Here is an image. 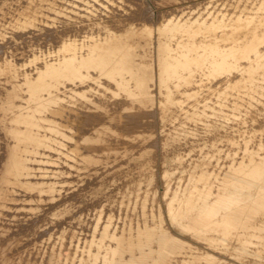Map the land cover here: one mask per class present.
<instances>
[{
	"label": "bare ground",
	"instance_id": "bare-ground-1",
	"mask_svg": "<svg viewBox=\"0 0 264 264\" xmlns=\"http://www.w3.org/2000/svg\"><path fill=\"white\" fill-rule=\"evenodd\" d=\"M35 1H37V0H35ZM80 1H83L84 4L79 5V4H81L80 2H78V3L75 2L74 4L78 8L84 7L85 10L84 11L78 10L76 8L77 13H78V11H80V13H79L80 16L75 17V20L77 22H75L74 26H72L73 27L72 30H74L76 33L70 31V33L72 32V35H68L66 31L69 32V30L71 28L69 27V29L66 30L67 29V25H66V29L64 30L66 32V35L63 34V38L61 40L62 46L59 48L58 51L55 50L56 51L55 52L56 57H54L50 60L46 58L44 65L43 66L40 65L36 69V71H37L36 77H29L28 75L25 76V81L28 84L29 83L32 84V88L30 87V90H29L32 92V96H31V98H29L30 101H35V102H37V104H45L46 102H49V101H52L54 103L59 102L58 100H61V97H59L57 95H55L53 97V95H52L53 93L56 92L55 89L59 90V92H61V93L72 94V92L73 93L77 92L76 85H78L79 82L85 83V81H87L88 79H91V80L95 81L96 83L103 84V82L101 81L102 77L103 76L107 77L109 80L114 81L115 84H117L118 86L120 85L122 88L126 89L130 93V95L134 98L135 101L136 100L142 101L141 99H143V101H145L144 99L147 98V99L151 100L148 103H151L152 105L156 103V106H158V108L161 107L160 111H162V114L159 115V118L157 120L158 122H156L155 124L153 123V120H152L153 117H151L148 112L143 111L142 113L141 112L138 113L137 111H139V109L138 110L136 109L137 111L135 110L136 111L135 112L136 113V117H135L136 119L131 120L130 118H125L126 121H128V119H130V122L128 121L129 123L125 122V126H126L127 131L131 132L136 137L137 136L142 137L143 139L141 138L140 140H144L142 142H144L145 144L146 143H152L149 141H151V139L154 138L155 136H157L158 134L163 135L165 133H168V134H174L175 136H177L178 132H176V131L179 130L178 129L179 126L184 128L187 121L192 122V121H197V120H203L205 118H211L209 116V114H211L212 117H214V118L208 119L206 121L217 122L221 128H225L226 125H229L228 123L232 122L231 125L232 126L234 125L233 128H236L237 127L236 124H239L242 121V119H245V117L247 115H249L253 111L254 108L259 107L258 105H260V104H264V19H262L261 16L254 15V16H256L255 18H252V17L250 18V15L248 13L247 17L246 16L244 17L241 14H238V16H236V17H232L233 14L231 15V17H227L228 16L227 14H225V15L222 14V16H219L221 14H219L218 12H220V11H218L217 13L219 15L217 14L215 17L213 16L214 19L213 20L211 19L212 22L210 21V23H209L210 17H209V20L207 22L205 20H202V17H201V19L196 18L195 20L193 19V17L187 19L188 17L186 14H182L180 16H177V15L176 16L172 15L170 17L167 16L169 18L157 27V30L160 32V35H161L160 39H159L160 44H159V53H158V59H157V62L159 63V67H160V72H159L160 74H159V76H157V79H159V81H160L161 88L166 89V93L163 92L166 95V100L159 101V105H158L157 101H154V99H153L155 95L152 98V96H151L152 93L147 90L148 89V83L151 82L150 81L151 78L153 80V77H154V75L152 77L153 72H151V71L149 72L148 70L143 69L142 67H139L138 65L135 64L136 63L135 61L139 60V59H136V57L138 55L136 53V46H138V45L135 44V41L133 40L134 34L137 33V27H135V25L133 24V22H135L134 20H136V19L133 18L132 24L127 25L128 28L125 29L124 31H122L120 35H117L114 32L112 33V31L110 29V25H108L106 23V21L105 22L103 21L105 18L103 19L102 13H100L96 9H92L90 7H87V4H89L90 1H86V0H80ZM99 1L103 2V0H99ZM111 1L112 0H109V2H111ZM194 1L195 0L191 1L190 4ZM23 2H25V1H23ZM182 3H184V2H182ZM205 3H206V1H205ZM205 3H203L202 5H204ZM220 3H221V1H220ZM197 4H198V2H197ZM137 5H135V7ZM192 5H193V7L194 6L197 7V5H195L193 3H192ZM126 6H125V8H126ZM161 6H164V5L161 4ZM171 6H172V4H171ZM193 7H192V9H193ZM218 7H220V5ZM218 7H217V9H218ZM114 8H115L114 11L118 10L116 7H114ZM139 8L141 9L140 4H139ZM202 8H200V9H202ZM109 9H113V8H111L109 6ZM158 9H160V8H158ZM175 9L176 8H174L173 10H175ZM194 9H196V8H194ZM214 9H216V8H214ZM261 9L264 10V5L261 6ZM129 10H131V9H129ZM129 10H126V11H129ZM134 10L135 9H133V11ZM141 10H142V12H140ZM141 10L139 12L142 14L144 9H141ZM137 11H138V9L135 10L134 13H136ZM223 11H225V10H223ZM230 11L227 10L225 13H227V12L230 13ZM237 11L238 10H236L235 12L239 13ZM116 12L119 14L118 11H116ZM139 12H137V13L139 14ZM108 13L109 12L107 11V14ZM130 13H132V12L130 11L129 14ZM63 14H65V12ZM141 14H139L138 17L137 16L136 17L140 18ZM212 14L214 15V11ZM245 14H247V13L245 12ZM252 14H254V13H252ZM261 14L262 13H260V15ZM18 15H20V14H18ZM18 15H16V16H18ZM127 16L129 17V15H127ZM128 17H125V18L127 19ZM146 17H148V15H146ZM149 17L151 18V15ZM149 17L147 18L148 20H150ZM110 18L113 20L112 16ZM119 18H120V24H121L122 17H119ZM141 18H142V20H144L143 17H141ZM84 19H86V20H84ZM108 20H110V19H108ZM142 20H141V22H142ZM113 21H115V19ZM136 21H138V20H136ZM143 22H145V20ZM84 23H86L92 27L96 26L97 31H94V29H93L92 32H94V33H90V32L88 33L87 32V35H85V36L78 35L77 32L80 31L81 28H83V27L85 28V26L82 25ZM116 23H118V22H115L114 24H116ZM123 23L124 22H122V24ZM145 23H147V22H145ZM114 24L112 26L113 28H115ZM135 24H139V23H135ZM146 25H148V24H146ZM115 26H117V25H115ZM42 27L47 28L45 26H42ZM120 27H121V25H120ZM124 27H126V25ZM53 29L55 30L54 27H53ZM219 29L224 30V34L221 35L220 34L221 32L220 31H219L220 33L218 32ZM29 30H31V29H29ZM49 30L52 31L51 29H49ZM103 30L111 31L110 33H112V34L107 33V34H110L112 36V41L110 40V44H108V46H103V44H99L98 42L96 44H93V43H89V42L85 41V40H87V38L94 39L96 35H98V36L101 35V32ZM145 30L148 32H151L150 29H145ZM105 31L103 33H105ZM61 32H63V31H61ZM80 32L82 33V30ZM28 33H29V31H28ZM81 33H79V34H81ZM217 33H219L221 36H219V34L216 35ZM18 34H20V32ZM18 34H16L17 37H19ZM46 34L49 35L47 30H46ZM59 34H61V33H59ZM149 34L145 35V37H147V38L149 37V39H150L149 41L146 42L147 44H150L151 40H152V33H149ZM207 34H209V35H207ZM16 35H15V37H16ZM51 35H53V34L51 33ZM56 35H58V34H56ZM200 35H202L205 39L202 38L203 40H198V37ZM43 36H45V34ZM208 36H211V37H209V38H211L210 42L206 41ZM22 37H23V35H22ZM46 37L49 38L48 36H46ZM184 37H186V39ZM19 38H21V37H19ZM52 38L57 39V36H56V38H54V37H52ZM52 38H50V39L52 40ZM60 38H59V41H60ZM7 39L10 40L9 38H7ZM7 41H5V42H7ZM35 41H37V38ZM12 42H11V44H12ZM43 42L45 43V41H43ZM55 42H53L52 44H54L55 49H56ZM175 42H176V45L178 44L179 48L182 49V51L178 55H175L172 53L173 48L175 46L174 45ZM27 43H29V42H27ZM57 43L56 44L59 45V42H57ZM138 43H140V42H138ZM4 44L6 45L7 43H4ZM8 44H10V43H8ZM18 44L20 45V43H18ZM24 44L25 43H23V45ZM35 44H37V43H35ZM1 45H2V43H1ZM13 45H15V43ZM11 46H9L8 48L12 49ZM143 47L144 46H142V48ZM5 48H6V46H5ZM19 48H21V47H19ZM26 48H28V47H26ZM86 48H90V51H91V53H90L91 58L89 59V61L87 63L84 62V61H86V60H84L86 58V53L84 52ZM148 48H149V45H148ZM1 50L3 51V48ZM53 50H54V48H53ZM18 55H20V54H18ZM144 56L145 55H143V57ZM9 57L10 56H8V58ZM140 57L142 58V56H140ZM0 59H1V57H0ZM9 64H14V63L11 61ZM135 66H138V67H135ZM3 67L5 68V65ZM155 67H156V65H155ZM32 68H33V66H32ZM91 69H93L94 71H97L98 74H94L93 73L94 71L92 72ZM127 75H134L133 80L136 81L137 90L140 92L132 90L130 83H129V78H128L129 76H127ZM33 76H34V74H33ZM2 80H3V78H2ZM66 80L72 81L73 82L72 85L68 86L66 84ZM177 80H179V82ZM212 80L217 81V87H216V85H214L216 87L215 89L213 87L211 88V87L206 85L207 84L206 81L211 82ZM147 81H149V82H147ZM61 85H63L64 87L63 88L60 87ZM44 86H46V87H44ZM105 86H106V84H105ZM182 87H184V89H182ZM110 88H113V87H110ZM206 88H209V89L206 90ZM108 89H109V87H108ZM114 89H117V88H115V86H114ZM79 90H80V88H79ZM45 91L48 92V95L45 93ZM70 91H72V92L70 93ZM152 91H154V90H152ZM210 91H211V93H213V95H216L218 98L214 104H211L210 102H208L209 98H206V93H209ZM109 95H111V94H109ZM199 96H203V98L205 96V98L199 99ZM132 97H130V98H132ZM29 99H28V101H29ZM192 99H194V100L190 102V100H192ZM95 100H96V97H95ZM90 101L85 102V103L87 104ZM122 101H124V100H121L120 102H122ZM96 102H97V100H96ZM122 103L125 104L126 102H122ZM127 103H129V102L127 101ZM201 103H204V105L200 106ZM91 104H94V103L91 102ZM129 104H131V102ZM88 105H90V104H88ZM108 105L109 104H107V106ZM116 105H115V107H116ZM120 105H122V104H120ZM89 107H92V105ZM95 107L98 108V106H95V105L92 108H95ZM100 107H102V106H100ZM104 107H106V106H104ZM109 107H110V105H109ZM173 107H176V109L174 110ZM97 108H95V109H97ZM83 109H85V111H88L87 110L88 108L87 109L83 108ZM101 109H103V107L100 108L99 110H101ZM128 109L134 111L133 109H130V108H128ZM47 110H48L49 114H50V111L55 112V110L53 111V109H50V108ZM109 110H108V112H109ZM118 110H119V106H118ZM121 110H119V112ZM210 110H211V112H210ZM57 111H59V113L61 112L60 110H57ZM57 111H56V113H57ZM12 112L15 113L16 111L13 110ZM17 112L19 113V111H17ZM24 112H27V111H24ZM46 112H47L46 110H40V111H37L36 112L37 114H35V115H33V113L30 112L29 115L27 116V119H29V120H27L26 123H29L28 124L29 129L23 128V130H27L28 132L27 131L26 132L21 131V132H25L24 134L27 133L26 134L27 136L24 140H23V138H21L22 136H20L21 132L17 136V137H19L18 141L16 142V146L14 144L15 147L10 149V155H9L10 160H9V163L6 165L4 171H3L2 178L0 179V201L4 200V202H7V201H5L4 196L7 195L6 194L7 189H10L12 186H18V187L20 186V187L28 189V190L37 189L41 192L44 190V184H41V183L34 184V183L27 180L29 177L34 175V171H33L34 168H32L30 162L51 163L52 162L51 157H48L46 152L45 153L42 152V149L40 147H45V148L48 147V148L54 149L56 151H61V150H59L60 148L55 149V146H57V145L58 146L59 145L64 146L63 142L54 138V137H56V135L55 136L53 135L54 137L51 135L49 136L48 134H46L48 132L43 134L44 131L41 133L40 130L37 131L36 130L37 128H34L36 126V121H46L47 120L45 117ZM82 112H83V110H82ZM89 112H91V111H89ZM113 112H111V113H113ZM115 112H116V114L115 113H113V114L117 115L118 114L117 110ZM125 112H128V111H125ZM177 112L180 114L179 117H182V116L184 117L183 122L180 125L178 124V126L174 125L173 127H170V129L166 128L167 122H170L173 119L174 120L178 119V117H177L178 115L177 116L175 115ZM93 113H95V111H93L92 114ZM111 113H109V114H111ZM77 114H78V112H77ZM82 114L84 115V117L86 116L88 118H89V116L92 115L91 114V115L87 116L88 113L86 115H85V113H82ZM113 114H111L113 116L112 119L111 118L108 119L109 122H110V119H111V121L113 120L114 122L116 119L119 120L118 121L119 123L122 121L124 122V120L121 119V118H123L122 116L120 118L117 115L118 117L116 118V116H114ZM126 114H128V113H126ZM129 114H131L130 116H133L132 112L131 113L129 112ZM133 114H134V112H133ZM13 115H15V114H13ZM83 115H82V117H83ZM124 115H125V113H124ZM6 116H8V115H6ZM54 116H56V115H54ZM72 116L70 115V118ZM125 116H127V115H125ZM49 117H51V115ZM58 117L59 116H57V118ZM61 117H59V118H61ZM97 117H102V116H97ZM97 117L94 120H97ZM183 117H182V119H183ZM57 118H54V119H57ZM92 118H94V117H92ZM105 118H104V120H106ZM7 119L9 120V117ZM85 119H84V122H85ZM18 120H20V119H18ZM62 120H63V117H62ZM80 120L83 121V119H80ZM80 120L79 121L77 120L76 123L80 122ZM89 120L86 122V124L89 122ZM174 120H173V123L175 122ZM210 120H212V121H210ZM10 121L11 120H9V122ZM15 121H16V119H15ZM24 121H26V120L24 119ZM50 122L53 124V125L49 124V125H51V127L47 123H45V125L47 124L51 129H53V131L55 133H57L59 135H64V133L62 132V130H63L62 128H64L65 126L63 124L56 123V122H54V120L50 121ZM62 122H64V121H62ZM84 122L80 123L81 128H83L82 124H84ZM90 122H91V120H90ZM118 122H116V123H118ZM41 123H43V122H40V125H42ZM119 123H118V125H119ZM121 124H122V126H124V123H121ZM112 125H110V126H112ZM48 126L43 125V126H39V127L40 128H46ZM89 126H90V124L88 125V127ZM97 126H96V130H94L99 134L97 137L95 135L93 136L92 134L90 135V133L93 132V130L91 129L92 131L86 132L85 134H87V133H89V134L88 135L84 134L83 140H81V142H78V145L84 143L85 146H87L89 148V150L87 149L88 152L87 153L83 152L78 147H76L73 150V153H75L76 157L81 159L83 161V163L85 162L89 165L90 164L93 165L94 163H96V161L98 160V158L96 157L97 153H101V154L105 153L107 155L108 154H110V155L118 154L116 157H118L119 154L122 153L121 149L117 146V144H115L117 147L114 144H113L114 146H112L111 144H108V143L106 144L107 141L105 139L104 140L102 139V135L106 134V132L111 133L112 130L106 125L105 126L108 128L102 127L100 129H98ZM256 126L257 125H255V127ZM258 127H259V125H258ZM258 127H257V129H258ZM16 128H18V126ZM84 128L86 129L87 127L85 126ZM188 128H191V127L188 126ZM204 128L206 129V127H204ZM73 129H75V128H73ZM85 129H84V131H85ZM16 130H14V132H16ZM122 131H123V129H122ZM227 131H228V129H227ZM80 132L81 131H79L78 133H80ZM113 132H114V130H113ZM220 132H225V131L221 130ZM236 132L239 133L240 129L239 130L237 129ZM94 133L95 132H93V134ZM118 133L119 132H116L117 135H119ZM232 133H233V138L230 140V145L227 148H219V146L216 143H213L212 149L209 151L205 152L204 150H207V149L203 150V148H202V149H200V151L196 152L195 155H192L193 153L192 154L189 153L188 155L185 154L184 156L182 155V156H178L175 158L176 162H179V163H183L184 160H187L188 162H190V165L183 166L182 168L179 167L180 171H182V172L179 171V174L175 172V173H173V175H170V177L173 179H175L176 177L178 178L179 188L174 191L171 198H169V199H167L168 195L170 194L169 183L165 184V186L162 189L163 192L160 193L159 197L157 196V193H158L157 190H156V192H154L153 190L147 191L146 194L140 195V192L142 190V188H140V184L142 182H144V180L147 182L148 186H154L155 182H156V176L154 174L149 173V171H150L149 164L146 163L143 166H141V168H139L140 174H141V179L138 182L133 183V186L131 188V193L128 195L127 194L125 195L126 197H128V201L124 200L123 204H126L127 207L131 208V209L133 208V206L136 207L138 205H141L142 206V212H143L142 215L144 216V219H145L144 223L142 225L138 224V226L135 225V226H137V227H135L134 224H132L126 220L125 222H122V226H123V223H125V225L123 228L121 227L122 228L121 232L119 231L120 233H117L116 232L117 230L112 229V227L114 225L113 224V218L107 217L108 220H107L105 226L101 229L100 236L99 235L96 236V234L91 236V234H90L91 239L90 240L86 239L88 241L86 242L85 246L82 247V249H81V250H83V249L84 250L82 251V255L80 257V261L78 264H264V141H263V143H260V146L263 149H258L256 147L254 148L251 146V144H252L251 142L253 141L251 138H247V137L242 136L243 137V139L241 141L242 146H239L236 144V138L237 137L235 136V132H232ZM114 134H115V132H114ZM126 134H128V133H126ZM79 135H78V137H79ZM215 135H218V134H215ZM215 135L213 136V134H212L211 136L215 137ZM13 136H15V135H13ZM121 136L122 137H119V138H124L122 134H121ZM209 138H210V136H209ZM75 139H76V137H75ZM79 140H80V138H79ZM128 140L132 141V139H128ZM199 140H201V138ZM263 140H264V138H263ZM113 141H114V139H113ZM211 142H212V140H211ZM222 142H224V141H222ZM256 142H258V141H256ZM136 143L135 144L133 143V144L136 145ZM24 144H26V145L28 144V147H29V145H31V147L28 148ZM67 144H69V143H67ZM154 144H156V143H154ZM23 146H25V148ZM80 146H82V145H80ZM119 146H120V144H119ZM157 146H158V144H157ZM194 146H196V145H194ZM220 146H222V145H220ZM87 147H85V150ZM135 147H137V146H135ZM82 148H84V147H82ZM128 148H133V147L128 146ZM128 148L126 147V149H128ZM151 148H153V147H151ZM147 149L143 150L144 154H142V155H145V152L147 151ZM136 150H137V152L140 151L138 149H136ZM129 151H131V150H129ZM129 151H127V152H129ZM132 151H133V149H132ZM135 151H134V154H135ZM137 152H136V154H137ZM124 153H126V151ZM126 154H125V156H126ZM140 154H141V152H140ZM176 155H177V153H176ZM128 156H130V155H128ZM148 156H149V154H148ZM109 158H107V159L109 160ZM120 158H119V160L117 159V162L120 161L119 163H122V161L125 159L121 158L122 159V161H121ZM134 158H132V159H134ZM136 158H138V157H136ZM103 159H104V157H103ZM141 159H144L143 156H140V160ZM71 160L75 161L74 159H71ZM105 161L100 160V163L101 162L105 163ZM113 161H115V160H113ZM133 161H132V163H133ZM119 163H118V165H119ZM111 164H114V163H111ZM111 164H109V165H111ZM122 164H125L124 161ZM157 164H158V162H157ZM114 165H117V164H114ZM131 165L133 166V164H131ZM68 166H71V165H68ZM111 166H113V165H111ZM113 167H117V166H113ZM119 168H121V170H122L123 167H119ZM43 170H45V169H43ZM79 170L80 169H78V172H79ZM110 170H112V169H110ZM91 171H92V169H91ZM84 174H86V173H84ZM135 174H136V172H135ZM81 175H83V173ZM119 175H121V174H119ZM122 175H123V173H122ZM77 176L78 175H76V177ZM93 178H96V177H93ZM97 178H99V177H97ZM110 178H111V176H110ZM136 178H137V176H136ZM72 179H74V177ZM86 181H88V179ZM88 182L89 183L86 182V184L92 183L90 181H88ZM123 183L125 185V182H123V179H122V184ZM50 185H51V186H49L50 189L54 188L53 184H50ZM124 185H122V186H124ZM84 186L86 187L87 185L84 184ZM84 186L82 185L83 188H84ZM94 186H97V185L95 184ZM116 187H117V185H116ZM124 187H122V188L124 189ZM113 190H115V187ZM126 190H128V189H126ZM78 191H80L79 188H78L77 192ZM21 192H23V191H21ZM35 192H37V191H35ZM69 194H70V192H69ZM73 194H74V192H73ZM74 195H76V194H74ZM2 196H3V198H1ZM132 196H135V198H137V200L135 202L131 199ZM69 197H72V196H69ZM77 197H79V196H77ZM149 198H152L153 200L158 198L157 199V205H156L157 211H155L154 213H148L147 212V202H148ZM77 199H79V198H77ZM118 199H119V197H118ZM63 200H62V202H64V201L66 202V199L64 201ZM96 201H99V200L97 199ZM3 203L0 202V204H3ZM52 203L54 204V202H52ZM56 203H57V201H56ZM87 204H89V203H87ZM91 204H89V205H91ZM95 204H96V202H94V205ZM99 204H100V202H99ZM49 206H48V208H50L49 210H52V209L54 210V208H53L54 206L53 207H51V206L49 207ZM60 206H62V205H60ZM96 206L99 207L98 204ZM91 208H92V206H91ZM80 210L82 211V209H80ZM83 210L87 211L86 209H83ZM134 210H131V211H134ZM114 211H115V209H114ZM106 212L107 211L105 210V215H106ZM123 212H124V210H123ZM12 213H13V211H12ZM49 213H50V211H49ZM84 213H86V212H84ZM117 213H118V211H117ZM117 213L115 215H117ZM44 214L45 213L43 212V216H44ZM73 215H75V214L73 213ZM101 216H102V214H101ZM104 216H102V217H104ZM41 217H42V215H41ZM115 217H117V216H115ZM149 217H152V220L154 222L152 225H151V223L150 224L148 223ZM33 219L35 220V218H33ZM40 219L38 218V222ZM42 219H43V217H42ZM44 220H47V219H44ZM61 221H64V220H61ZM61 221H60V226L63 223V222L61 223ZM134 221H136V220H134ZM29 222H27V223H29ZM35 222H37V221H34V223ZM137 223H135V224H137ZM44 224H46V223H44ZM87 224H88V222H87ZM30 225H28V227ZM58 225H57V228L59 229L60 227H58ZM73 225L75 226L74 223H73ZM101 225H99V226H101ZM23 226H24V224H23ZM31 228L32 229H30V231L32 230V232H34L33 227H31ZM50 228H51V226H50ZM50 228H48V230ZM79 228L80 227H78V229ZM51 229H53V228H51ZM116 229H118L117 226H116ZM118 230H120V229H118ZM38 231H40V230H38ZM46 231H43V232L40 231L41 233H39L38 235H40L42 233H44V235H45V233L47 234ZM84 231L88 232V230H84ZM99 231H100V229H99ZM53 232H51V234ZM67 233H68V231H67ZM28 234L30 235V233H28ZM77 234H79V233H77ZM24 235H25V233H24ZM79 235H82V234H79ZM41 236L43 237V235H41ZM82 236H86V235H82ZM21 237L23 238V236H21ZM48 237H50V235H48ZM51 237H52V235H51ZM43 241L45 242V240H43ZM70 241H72V240H70ZM47 243H48V241H47ZM60 243H59V246H61L64 242L61 245H60ZM75 246H74V248H75ZM80 246L81 245H77V247H76L77 249L75 248L77 252L80 251L79 250ZM6 247H7V245H6ZM46 247H47V245H46ZM62 247H63V245H62ZM70 248H72V247H70ZM70 248H68V249H70ZM72 250H74V249H72ZM58 251H59V249H58ZM70 252L72 253V251H69V253ZM79 253H81V252H79ZM56 254H58V253L56 252ZM59 255H60V253H59ZM70 256L71 255H69L67 257H70ZM72 256H73V254H72ZM72 256H71V259H72ZM76 257H77V253H76L75 257L72 259V261L71 260L69 261L70 258H67L65 264H70V263L75 264V259H78Z\"/></svg>",
	"mask_w": 264,
	"mask_h": 264
},
{
	"label": "rangeland",
	"instance_id": "rangeland-1",
	"mask_svg": "<svg viewBox=\"0 0 264 264\" xmlns=\"http://www.w3.org/2000/svg\"><path fill=\"white\" fill-rule=\"evenodd\" d=\"M23 1H25V2H23ZM86 1H90L89 4H87V7H90L92 9H96L97 11L102 13L103 19L105 18L103 21L104 22L106 21V23L108 25H110V29H111L112 33L114 32L117 35H120L122 31L127 29L128 28L127 25L132 24L133 18L138 20V21L134 20L135 22H133L135 27H137V33L134 34L133 40L135 41V44L138 45V46H136V53L139 55V56L137 55V57H136V59H139V60H136L135 64L138 65L139 67H142L143 69L148 70L149 72L150 71L153 72L152 77L154 75L155 78L153 77V80L151 78V80H150L151 82L147 81V82H149L147 90L152 93V95H151L152 98L155 95L153 99H154V101H157L158 105H159V101L166 100V95L164 94V93H166V89L161 88L160 81H159V79H157V76H159V74H160L159 73L160 67H159V63L157 62V59H158L159 44H160L159 39L161 36L160 32L157 30V27L160 24H162L164 21H166L172 15L180 16L182 14H186L188 17L187 19L193 17V19L195 20L196 18L201 19V17H202V20H205L207 22H208L209 17H210L209 23H210L211 19L213 20L214 17L218 13L221 14V15L218 14L219 16H222V14L223 15L227 14L228 15L227 17H231L232 14H233L232 17H236V16H238V14H241L244 17L245 16L247 17V15L249 13L250 18L251 17L255 18L256 16H261L262 19H264V17H263L264 16V10L261 9V6L264 5V0H234V1L233 0H224V1L223 0H219V1L218 0H208V1L205 0L206 3L204 0H199V1L195 0L192 3L197 5V7L196 6L193 7L192 3L190 4V2L193 0H182V1L181 0H175V1L174 0H165V1L164 0H162V1L161 0L160 1L159 0H140V1L139 0H129V1L128 0H126V1L125 0H118V1L112 0L111 2H109V0H103V2L99 1V0H86ZM196 1L198 2V4ZM220 1H221V3H220ZM75 2L76 3L80 2L81 4H79V5L84 4V2L80 1V0H76V1L75 0L74 1L73 0H37V1H35V0H0V45L2 43L0 48L1 47L3 48V51L1 50L2 48L0 49L1 50L0 51V57H1V59H0V65H1L0 66V179L2 178V174H3V171L6 167V165L9 163L10 149L15 147L16 142L18 141L19 137H17V136L19 135V133L21 131H25V132L27 131V130H23V128L29 129L28 128L29 123H26V122H27V120H29V119H27V116L29 115L30 112H32L33 115H35V114H37L36 113L37 111L46 110L47 111L45 113L46 115L45 114L44 115H45L47 120L46 121H36V126L34 128H37L36 129L37 131L40 130L41 133L44 131L43 134L48 132L46 134H48L49 136L50 135L51 136L56 135V137H54V136L53 137L58 139L59 141L63 142V144H64V146L63 145L58 146L57 144H56L57 146H55V149L60 148L59 150H61V151H56V150L50 149L48 147H46V148L40 147L42 149V152H44V153L46 152L47 156L51 157V160H52L51 163L30 162L32 168H34V170H33L34 175L29 177L27 180L34 183V184H36V183L44 184V190L42 192L37 190V189L28 190V189L22 188L20 186L19 187L18 186H12L10 189H7V191H6L7 195L4 196L5 201H7V202H4V200L0 201L2 203L4 202L3 204H0V264H65L67 258H70L69 261L70 260L72 261V259L76 255V253H77L76 258H78V259H75V264L76 263L78 264L80 261V257L82 255V251L84 250V249L81 250L82 247H84L86 242L91 239L92 235L96 234V236L97 235L100 236L101 229L105 226V224L108 220L107 217L113 218V224L114 225H113L112 229L117 230L116 231L117 233L121 232L122 228L125 225V223H123V226H122V222H125L126 220L129 221L130 223L134 224V226L135 225L138 226V224L142 225L145 221L144 216L142 215L143 214L142 206L141 205H138L136 207L133 206V208L131 209V208H128L126 204H123V201L124 200L128 201V197H126L125 195L130 194L133 183L138 182L141 179V174H140L139 168H141V166H143L146 163L149 164V167H150L149 173L154 174L156 176V182H155L154 186H148L147 182L144 180V182H142L140 184V188H142L140 195L146 194L147 191L153 190L154 192H156V190H157L158 191L157 196L159 197L160 193L163 192L162 189L165 186V184L169 183L170 194L167 197V199H169V198H171L174 191L179 188L178 178L176 177L175 179H173L170 177V175H173V173H175V172L179 174L180 168H182L183 166L190 165V162H188L187 160H184L183 163L176 162V160H175L176 157L182 156V155L184 156L185 154L188 155L189 153H191V154L193 153L192 155H195V153L200 151V149H202V148H203V150L207 149V150H204L205 152L209 151L212 149L213 143H216L219 146V148H227L230 145V140L233 138L232 132H235V136L237 137L236 138V144L237 145L242 146L241 141L243 139L242 136H244L247 138H251L253 141L255 140L254 142L253 141L251 142L252 147H254V148L256 147L258 149H263L260 146V143H263V141H264L263 140V138H264V135H263L264 134V104L258 105L260 108L259 107L254 108L253 111L245 117V119H242V121L239 124H236V126H237L236 128H233L234 125L233 126L231 125L232 122L228 123L229 125H226L227 128L226 127L221 128L217 122L206 121L208 119L214 118V117H212L211 114H209V116L211 118H205L203 120H197V121H192V122L187 121L184 128L179 126L178 127L179 130L176 131V132H178L177 136H175L174 134H168V133H165L163 135L158 134L157 136L152 138L151 141H149L152 143H146L145 144L144 142H142L144 140H140L142 137H138V136L136 137L134 134L127 131L126 126H125V122L126 123L128 121L130 122V119L131 120L136 119L135 118L136 117L135 112L139 109V111H137L138 113L139 112L142 113L143 111L148 112L149 115L151 117H153L152 120H153V123L155 124L156 122H158L157 120L159 118V115L162 114V111H160L161 107L158 108V106H156L155 102H154L155 104H153V105L151 103H148L151 100H149L147 98L144 99L145 101H143V99H141L142 101H137V100L135 101L134 98L130 95V93L126 89L122 88L120 85L118 86L117 84H115L114 81L109 80L107 77H104V76L102 77L101 81L103 82V84L96 83L95 81H93L91 79H88L87 81H85V83L79 82L78 85H76L77 92L73 93L72 91H70V93L72 92V94L61 93V92H59V90L55 89L56 92L53 93L52 95H53V97L55 95L61 97V100H58L59 102L54 103L52 101H49V102H46L45 104H37V102H35V101H30L29 98H31L32 92L29 90H30V87L32 88V84H30V83L28 84L25 81V76L28 75L29 77H36L37 76L36 69L40 65H42V66L44 65L46 58L50 60V59L56 57L55 52L58 51L59 48L62 46L61 40L63 38V34L66 35V32H67L68 35H72V32H75L74 30H72L73 29L72 26H74V23L77 22L75 20V17L80 16L79 15L80 11H78V13L76 11H77V9L83 10V11L85 10L84 7L78 8L74 4ZM182 2H184L185 4ZM203 3H205V4L202 5ZM139 4H140L141 9H144L142 14L140 13V12H142V10L139 8ZM161 4L164 6H161ZM171 4H172V6H171ZM135 5H137V6L135 7ZM219 5H220V7H218ZM109 6L113 9H109ZM125 6H126V8H125ZM114 7H116L118 10L114 11V9H115ZM192 7H193V9H192ZM217 7H218V9H217ZM158 8H160V9H158ZM174 8H176V9L173 10ZM194 8H196V9H194ZM200 8H202V9H200ZM214 8H216V9H214ZM129 9H131V10H129ZM133 9H135V10L138 9L137 12H139L141 10L139 12V14H141L140 18H137L139 14L137 12L134 13L135 10L133 11ZM126 10H129V11H126ZM223 10H225V11H223ZM227 10L230 11V13L229 12L225 13ZM236 10H238L237 12H239V13H236L235 12ZM107 11L109 12L108 14H107ZM116 11H118L119 14ZM130 11L132 13L129 14ZM213 11H214V15L212 14ZM218 11H220V12H218ZM64 12H65V14H63ZM245 12L247 14H245ZM252 13H254V14H252ZM260 13H262V14L260 15ZM18 14H20V15H18ZM126 14L129 15V17ZM145 14L148 15V17L151 15V18L149 17L150 20L147 19L148 17H146ZM16 15H18V16H16ZM110 15L112 16L113 20L115 19V21H113L110 18L111 17ZM254 15H256V16H254ZM124 16L128 17V18L126 19ZM167 16H169V17H167ZM119 17H122L121 21L124 22L123 24H122V22L120 24V18ZM141 17H143V19L147 23L143 22L144 20H142ZM108 19H110V20H108ZM140 19L142 20V22ZM84 20H86V19H84ZM111 20L114 23L115 22H118V23L114 24ZM111 22L114 24L115 28L112 27L113 24ZM135 23H139V24H135ZM119 24L121 25V27ZM146 24H148V25H146ZM41 25L47 27L48 29L42 27ZM66 25H67V29H66ZM82 25L85 26L86 29L84 27L81 28L82 33L80 32L81 31L80 30L77 32L78 35L85 36V35H87V32L88 33L89 32L94 33V32H92L93 29H94V31H97L96 26L92 27L86 23H84ZM115 25H117V26H115ZM125 25H126V27H124ZM60 26L61 27L63 26V27L61 28ZM53 27L55 28V30L53 29ZM69 27L71 28L69 30V32L68 31L65 32L64 30L65 29L68 30ZM29 29H31V30H29ZM49 29H51L52 31H50ZM145 29H150L151 32H148ZM46 30H47L49 35L46 34ZM58 30L59 31L61 30L63 32H61V31L59 32ZM28 31H29V33H28ZM70 31H72V32L70 33ZM104 31L105 30H103L101 32V35H99V36L96 35L94 39L87 38L88 41L87 40H85V41L89 42V43H93V44H96L98 42L99 44H103V46H108V44H110V40L112 41V36L110 35L112 33H110L111 31H105V33H103ZM19 32H20V34H18ZM58 32L61 34H59ZM218 32L221 35L224 34V30L219 29ZM51 33L53 35H51ZM79 33H81V34H79ZM107 33H110V34H107ZM149 33H152V40H151L150 44H147L146 42L149 41L150 39H149V37L148 38L145 37V35H147ZM219 33H217L216 35H218ZM16 34H18V36L21 38L17 37ZM21 34L23 35V37ZM44 34H45V36H43ZM56 34H58V35H56ZM220 34H219V36H221ZM15 35H16V37H15ZM207 35H209V34H207ZM46 36H48L49 38H47ZM51 36L54 38H56V36H57V39H53ZM201 36L202 35H200L198 37V40H203L202 38H204V37L203 36L201 37ZM58 37L59 38L61 37L60 41H59ZM209 37H211V36H208V38L206 39L207 42L211 41L210 40L211 38H209ZM7 38H9L10 40H8ZM36 38H37V41H35ZM50 38H52V40ZM184 38L186 39V37H184ZM26 39L27 40L29 39V40L27 41ZM5 41H7V42H5ZM43 41H45V43ZM52 41L53 42L56 41L55 42L56 49H55L54 44H52L53 43ZM11 42H12V44H11ZM27 42H29V43H27ZM34 42L37 44H35ZM57 42H59V45H57L58 44ZM138 42H140V43H138ZM4 43H7V44L5 45ZM8 43H10L12 46ZM14 43H15V45H13ZM18 43H20V45ZM23 43H25V44L23 45ZM148 45H149V48H148ZM174 45L175 46L173 48L172 53L175 55H178L182 51V49L179 48L178 44L176 45V42L174 43ZM5 46H6V48H5ZM9 46H11L12 49L8 48ZM25 46L28 48H26ZM142 46H144V47L142 48ZM19 47H21V48H19ZM53 48H54V50H53ZM84 52L86 53V58L84 59L86 61H84V62L87 63L89 61V59L91 58L90 48H86ZM18 54H20V55H18ZM7 55L10 57L8 58ZM143 55H145V56L143 57ZM140 56H142V58ZM11 61L14 64H9ZM4 65H5L6 69L3 67ZM155 65H156V67H155ZM32 66H33V68H32ZM138 66H135V67H138ZM91 70H92V72L94 71L93 69H91ZM93 73L98 74L97 71H94ZM33 74H34V76H33ZM127 76H129L128 77L129 83H130L132 90L140 92L137 90L136 81L133 80L134 75H127ZM2 78H3V80H2ZM177 81L179 82V80H177ZM72 83H73L72 81L66 80V84L68 86L72 85ZM206 83H207L206 85L211 87V88L213 87L215 89L217 87V81H213V80L211 82L206 81ZM105 84H106V86H105ZM112 84L117 89H114V86ZM214 85H216V87ZM44 87H46V86H44ZM60 87L63 88L64 86L61 85ZM108 87H109V89H108ZM110 87H113V88H110ZM79 88L81 91L79 90ZM182 89H184V87H182ZM207 89H209V88H206V90ZM152 90H154L155 92ZM45 93L48 95V92L45 91ZM109 94H111L112 96ZM94 96L96 97L97 102H96ZM130 97H132V98H130ZM27 98L29 99V101ZM204 98H205V96H204ZM204 98H203V96H199V99H204ZM206 98H209L208 102H210L211 104H214L215 101L218 99L216 95H213V93H211V91L209 93H206ZM118 99L120 101L124 100L122 102H126V103L124 104V103L120 102ZM193 100L194 99L190 100V102ZM88 101H90V102L86 104L85 102H88ZM127 101L129 103L131 102V104L127 103ZM91 102H93L94 104H91ZM119 103L122 105H120ZM88 104H90V105H88ZM107 104H109L110 107H109V105L107 106ZM91 105H92V107H94V105L98 106V108L95 107V108H97V109H95V108L89 107ZM99 105L102 106L103 109L99 110L100 108H102ZM115 105H116V107H115ZM203 105H204V103L200 104V106H203ZM104 106H106V107H104ZM118 106H119V110L122 109L120 112L118 110ZM49 108L53 109V111L55 110V112L50 111V114H49L48 110H47ZM83 108H86V109L88 108L87 109L88 111H85V109H83ZM128 108L133 109L134 111L129 110ZM173 108H174V110L176 109V107H173ZM107 109L108 110L110 109L109 112ZM13 110H15L16 112L13 113L12 112ZM57 110H60L61 112L59 113V111H57ZM82 110H83V112H82ZM116 110L118 113L117 115L120 118L122 116L123 118H121V119H123L124 122L123 121L120 123L118 122L119 120L116 119L118 116L115 115ZM17 111H19V113ZM24 111H27V112H24ZM56 111L58 114L56 113ZM89 111H91V112H89ZM93 111H95V113L92 114ZM125 111H128V112H125ZM77 112H78V114H77ZM111 112H113L115 114H113ZM129 112L130 113L132 112V115L134 117L130 116L131 114H129ZM133 112H134V114H133ZM210 112H211V110H210ZM82 113H85V115L87 114V116L92 114L91 116L94 118H92L91 116H89V118L86 116L84 117V115ZM109 113L116 116V118L115 117L114 118L117 121L116 120H115V122L113 120L111 121L113 116ZM124 113L127 116H125ZM126 113H128V114H126ZM177 113L175 115L176 116L178 115L177 116L178 119H176V120L173 119L176 123L175 122L173 123V120H171L170 122H167L166 128L170 129V127H173L174 125L178 126V124L180 125L183 122L184 117L182 116L183 117V119H182V117H179L180 114L179 113L177 114ZM13 114H15V115H13ZM53 114L56 116H54ZM6 115H8V116H6ZM50 115H51V117H49ZM70 115L71 116L73 115L72 116L73 118L72 117L70 118ZM82 115H83V117H82ZM57 116H59V117L62 116L63 120H62V117L61 118L58 117L59 118L58 119ZM97 116H102V117H97ZM8 117H9V120H11L10 122L7 119ZM96 117H97L98 121L94 120ZM54 118H57L58 120L54 119ZM104 118L106 120H104ZM109 118H111L110 122L108 120ZM125 118H130V119H128V121H126ZM15 119H16V121H15ZM18 119H20V120H18ZM24 119L26 121H24ZM80 119H83V121H81ZM84 119H85V122H84ZM89 119L91 120V122ZM53 120H54V122L61 123L65 126L64 128H62L63 129L62 132L64 133V135H59V134L55 133L53 131V129L50 128L51 125H53L50 121H53ZM77 120L78 121L80 120V122L76 123ZM88 120H89L88 123L90 124L89 127H88L89 124L88 123L86 124V122ZM62 121H64V122H62ZM210 121H212V120H210ZM40 122H43V123H41L42 125H40ZM81 122L82 123L84 122V124H82L83 128H81V125H80ZM97 122L98 123L100 122V123L98 124ZM116 122H118L119 125ZM45 123H47L48 125L51 124V125H49L50 127L47 124L45 125ZM121 123H124V126H122ZM24 124L25 125L27 124V125L25 126ZM43 125L48 126V127H46V128H40L39 127V126H43ZM105 125L108 126L112 131H111V133L106 132V134L102 135V139L103 140L105 139L107 141V142L105 141L106 144L108 143V144H111L112 146L117 144V146L121 149V152H122L119 154L118 157L125 159V160H123L125 164H122L123 161L121 158L120 159H121L122 163H119L120 161L117 162V159L119 160V158L116 157L118 154H113V155L108 154L107 155L105 153H102V154L97 153L96 157L98 158V160L96 161V163H94L95 165L94 164L89 165L85 162L83 163V161L81 159L76 157L75 153H73V150L76 147H78L83 152L87 153L89 148L87 146H85L84 143L80 144L82 146L78 145V142H81V140H83V138H84L83 136L86 132H89L92 130L95 133L93 134V132H91L90 135L92 134L93 136L95 135L97 137L99 134L96 131H94V130H96V126L98 129H100L102 127H106ZM110 125H112V126H110ZM255 125H257V126L255 127ZM258 125H259V127H258ZM17 126H18V128H16ZM85 126L87 127L86 129L84 128ZM188 126L191 128H188ZM108 127H106V128H108ZM204 127H206L207 130ZM257 127H258V129H257ZM73 128H75V129H73ZM84 129H85V131H84ZM122 129H123V131H122ZM227 129H228V131H227ZM237 129L238 130L240 129L239 133L236 132ZM14 130H16V132H14ZM78 130L81 131L80 132L81 134L78 133L79 132ZM113 130H114L115 134H116V132H119L118 134L120 136L117 134L115 135ZM221 130L225 131V132H220ZM25 132H21V135H20V136H22L21 138H23V140L27 136L26 135L27 133L24 134ZM126 133H128V134H126ZM88 134L89 133H87L85 135H88ZM121 134L123 135L124 138H119V137H122ZM212 134H213V136L215 134H218V135H215V137H213V136H211ZM13 135H15V136H13ZM78 135H79V137H78ZM209 136H210V138H209ZM75 137H76V139H75ZM79 138H80V140H79ZM200 138L202 141L199 140ZM113 139H114V141H113ZM128 139H132V141L128 140ZM211 140H212V142H211ZM222 141H224V142H222ZM256 141H258V142H256ZM132 142L134 144L136 142L137 143H136V145H134ZM67 143H69V144H67ZM154 143H156V144H154ZM14 144H15V146H14ZM119 144H120V146L121 145L122 146L120 147ZM157 144H158V146H157ZM24 145H26V144H24ZM127 145L129 147H133V148H128ZM194 145H196V146H194ZM220 145H222V146H220ZM26 146L28 147V144ZM135 146H137V147H135ZM23 147L25 148V146H23ZM30 147H31V145H29L28 148H30ZM82 147H84V148H82ZM85 147H87L86 148V150L88 149L87 151L85 150ZM126 147L128 149H126ZM151 147H153V148H151ZM135 148L140 150V151L137 152V150ZM132 149H133V151H132ZM145 149H147V151L145 152V155H142V154H144L143 150H145ZM129 150H131V151H129ZM125 151L130 156H128L126 153H124ZM127 151H129V152H127ZM134 151H135V154H134ZM136 152H137V154H136ZM140 152H141V154H140ZM176 153H177V155H176ZM125 154H126V156H125ZM148 154H149V156H148ZM135 156L138 158H136ZM140 156H143L144 159L140 160ZM103 157H104V159H103ZM107 158H109V160ZM132 158H134V159H132ZM71 159H74L75 161H72ZM100 160H102V161L106 160V161H105V163L104 162L100 163ZM113 160H115V161H113ZM133 160L134 161L136 160L138 163L136 161L134 162ZM132 161H133V163H132ZM157 162H158V164H157ZM111 163H114L117 165H114ZM118 163H119V165H118ZM109 164H111L113 166H117V167H113ZM131 164H133V166ZM68 165H71V166H68ZM119 167H123L122 170ZM43 169H45V170H43ZM78 169H80L79 172H78ZM91 169H92V171H91ZM110 169H112V170H110ZM135 172H136V174H135ZM180 172H182V171H180ZM82 173H83V175H81ZM84 173H86V174H84ZM122 173H123V175H122ZM119 174H121V175H119ZM76 175H78V176L76 177ZM110 176H111V178H110ZM136 176H137V178H136ZM73 177L75 180L72 179ZM93 177H96V178H93ZM97 177H99V178H97ZM87 179H88V181L92 182L93 184L95 183L97 186H94L95 184L93 185L92 183L86 184V182L89 183L88 181H86ZM122 179H123V182H125L126 186L124 185V183L122 184ZM50 184H53L54 188L50 189L49 188V186H51ZM84 184L87 186L85 187ZM82 185L84 186V188L82 187ZM116 185H117V187H116ZM122 185H124L125 187ZM114 187H115V190H113ZM122 187H124V189ZM78 188L80 189V191L77 192ZM126 189H128V190H126ZM21 191H23V192H21ZM35 191H37V192H35ZM69 192H70V194H69ZM73 192L76 195H74ZM69 196H72V197H69ZM77 196H79V197H77ZM118 197H119V199H118ZM1 198H3V196ZM62 198L64 200L66 199V202ZM69 198L70 199L72 198L73 200L72 199L70 200ZM77 198H79V199H77ZM97 199L99 201H96ZM131 199L134 202L137 200V198H135V196H132ZM157 199L153 200L152 198H149V200L147 202V212L148 213H154L155 211H157V208H156ZM62 200L64 202H62ZM56 201H57V203H56ZM52 202H54V204L56 203L57 205L56 204L54 205ZM94 202H96L95 205H94ZM99 202L101 205L99 204ZM87 203H89V204L92 203V204L89 205ZM97 204L99 205V207L96 206ZM49 205L51 207L54 206L53 207L54 210L53 209L49 210L50 209V208H48ZM60 205H62V206H60ZM91 206H92V208H91ZM80 209H82V211ZM83 209H86L87 211H85ZM114 209H115V211H114ZM48 210L50 211V213ZM105 210L107 211L106 215H105ZM123 210H124V212H123ZM131 210H134V211H131ZM12 211H13V213H12ZM83 211L86 213H84ZM117 211H118V213H117ZM43 212L45 213L44 216H43ZM129 212L130 213L132 212L133 214L132 213L130 214ZM73 213L76 216L73 215ZM116 213H117V215H115ZM101 214H102V216H104V215L105 216L102 217ZM41 215H42L43 219H42ZM114 215L117 216L118 218L115 217ZM33 218H35V220ZM38 218L39 219L41 218L39 220V222H38ZM44 219H47V220H44ZM61 220H64V221H61ZM134 220H136V221H134ZM151 220H152V217H149L148 223L149 224L151 223V225H152L154 222H153V220L152 221ZM34 221H37V222L34 223ZM60 221H61V223L63 222L62 223L63 225L61 224V226H60ZM27 222H29V223H27ZM87 222H88V224H87ZM44 223H46V224H44ZM73 223L75 224V226L73 225ZM135 223H137V224H135ZM23 224H24V226H23ZM28 225H30L29 226L30 228L28 227ZM57 225H58V227H60L59 229L57 228ZM99 225H101V226H99ZM115 225L120 230L116 229ZM50 226L53 229H51ZM137 226H135V227H137ZM31 227H33L34 232H32V230L30 231V229H32ZM78 227H80V228L78 229ZM48 228H50L49 229L50 231L48 230ZM99 229H100V231H99ZM38 230H40L41 232L47 230L46 231L47 234L45 233V235H44V233H42V234L38 235L39 233H41ZM84 230H88V232H86ZM67 231H68V233H67ZM51 232H53V233L51 234ZM24 233H25V235H24ZM28 233H30V235ZM77 233L82 234V235H86V236H82V235H79ZM90 234H91V236H90ZM41 235H43V237ZM48 235H50V237L52 235V237L50 238V237H48ZM19 236L20 237L23 236V238L22 237L20 238ZM86 239H88V240H86ZM43 240H45V242ZM70 240H72V241L74 240V241L72 242ZM47 241H48V243H47ZM59 243H60V245L63 243L62 244L63 247H62V245L59 246ZM6 245H7V247H6ZM46 245H47V247H46ZM77 245H81L79 248L80 251H78V252L76 251ZM69 246L72 248H70ZM74 246L76 249L74 248ZM68 248H70L71 250ZM58 249H59V251H58ZM72 249H74L75 251ZM69 251H72V253L71 252L69 253ZM56 252L58 254H56ZM79 252H81V253H79ZM59 253H60V255H59ZM72 254H73V256H72ZM69 255L72 256V259H71V256L67 257Z\"/></svg>",
	"mask_w": 264,
	"mask_h": 264
}]
</instances>
